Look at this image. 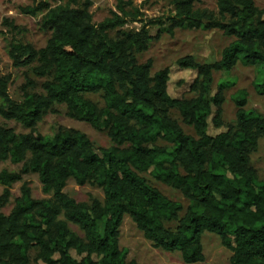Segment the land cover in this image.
Masks as SVG:
<instances>
[{"label":"trees","instance_id":"1","mask_svg":"<svg viewBox=\"0 0 264 264\" xmlns=\"http://www.w3.org/2000/svg\"><path fill=\"white\" fill-rule=\"evenodd\" d=\"M55 1L21 10L43 16L42 29L50 34L46 46L12 42L8 51L16 69H30L44 80L41 92L27 78L22 101L14 100L11 78L0 65V116L29 131L17 134L0 126V166H22L19 172H0V264H139L120 248L126 215L154 248L179 252L185 264L204 262L206 233L232 252L231 264H264V181L252 164L264 119L246 109L248 94L238 91L232 97L235 125L217 136L209 133L211 119L217 129L225 127V95L222 89L213 94L214 74L239 64L264 70V10L254 0H218L217 13L196 10L197 0H175L170 33L185 27L220 30L234 41L213 64H199L193 56L179 59L181 69L197 72L190 86L195 97L174 99L170 70L152 75L153 61H139L155 40L149 31L154 21L133 2L118 0L117 10L96 24L90 0ZM129 23L142 27L123 30ZM87 95L100 96L103 106ZM57 106H66L71 119L106 132L112 146L97 149L84 133L62 127L47 141L38 126ZM173 111L194 135L185 133ZM31 174L51 197L35 199L24 183L5 214L13 187ZM142 174L179 191L189 206L167 198ZM70 180L103 189L104 200L75 201L65 193Z\"/></svg>","mask_w":264,"mask_h":264},{"label":"rangeland","instance_id":"2","mask_svg":"<svg viewBox=\"0 0 264 264\" xmlns=\"http://www.w3.org/2000/svg\"><path fill=\"white\" fill-rule=\"evenodd\" d=\"M90 1L93 4L91 12L96 24L102 23L106 18L110 17L112 11L117 10L118 0ZM125 1L133 2L135 7L139 8L146 18L154 21L149 27V31L155 40L151 41L146 52L139 55L140 63L152 60V75L165 69L170 70L168 91L172 98L195 97V94L190 92V86L197 78V72L181 69L177 61L186 56H193L199 64H213L221 59L224 49L234 40L226 37L220 30H191L185 27L176 28L173 33H170V20L176 13L175 0ZM42 2L50 3L53 6L57 4L55 0H0V65L2 74L11 78L9 92L16 101H22L23 99V86L26 84L27 78L39 84L36 89L38 92H41V84L44 82V80L36 78L30 69H16L8 54L12 42L31 44L36 49H42L46 46L50 34L42 29L43 16H28L21 11L23 8ZM254 2L259 9L264 10V0H254ZM217 3L218 0H197L194 6L196 10H209L217 13ZM6 21L13 23L16 28L12 29L9 24H6ZM141 27L138 23H129L123 30L128 32L139 31ZM257 85H264V70L259 67H245L239 64L231 71L214 74L213 94H216L218 89H222L225 95V104L223 106L225 127L217 129L211 119L209 129L211 136H217L226 131V126L228 125H235L237 108L232 97L238 91L244 90L248 94L246 109L257 112L264 119V90H257ZM87 98L100 107L103 106V100L100 96L87 95ZM172 117L180 123L186 134L194 135L193 129L183 123L177 111L172 112ZM0 126L11 128L17 134L29 132L21 124L5 120L1 116ZM61 127L84 133L97 149L112 146L106 132L97 131L88 123L71 119L68 116L66 106H57L56 113L48 114L43 122L39 124L38 132L47 141H53ZM160 145L167 147L170 151L174 150L173 146L164 142H160ZM252 164L257 171L259 180L264 181V138H261L258 150L252 155ZM21 167V165H13L7 162L0 166V172L2 170L19 172ZM142 176L170 200L182 204L185 209L189 206V202L179 191L156 181L150 174H142ZM24 183L29 184L35 199L42 200L51 197L43 192V186L38 175L25 176L23 182L13 187V196L10 204L4 210L5 214H10L14 207L15 199L21 194V187ZM2 192L3 187L0 185V195ZM65 193L79 203H91L93 199L101 202L104 200L103 189L93 185L81 187L73 180L68 182ZM68 225L73 233L81 238L84 237L83 231L78 226L72 223ZM100 229L102 230L101 226ZM119 244L122 250L127 251L129 261H136L139 264H185L179 252L170 253L154 248L127 215L124 217L120 228ZM202 244L205 260L198 264H231L232 252L223 246L217 235L206 233L203 236ZM32 256L34 258V254ZM73 256L78 258L74 252Z\"/></svg>","mask_w":264,"mask_h":264}]
</instances>
